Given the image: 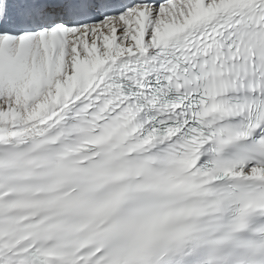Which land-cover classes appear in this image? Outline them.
I'll return each mask as SVG.
<instances>
[{
    "label": "snow or ice",
    "instance_id": "snow-or-ice-1",
    "mask_svg": "<svg viewBox=\"0 0 264 264\" xmlns=\"http://www.w3.org/2000/svg\"><path fill=\"white\" fill-rule=\"evenodd\" d=\"M0 264H264V0H0Z\"/></svg>",
    "mask_w": 264,
    "mask_h": 264
}]
</instances>
